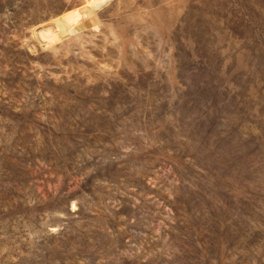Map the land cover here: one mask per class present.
I'll list each match as a JSON object with an SVG mask.
<instances>
[{"label": "rangeland", "instance_id": "1", "mask_svg": "<svg viewBox=\"0 0 264 264\" xmlns=\"http://www.w3.org/2000/svg\"><path fill=\"white\" fill-rule=\"evenodd\" d=\"M85 1L0 0V264H264V0Z\"/></svg>", "mask_w": 264, "mask_h": 264}, {"label": "bare ground", "instance_id": "2", "mask_svg": "<svg viewBox=\"0 0 264 264\" xmlns=\"http://www.w3.org/2000/svg\"><path fill=\"white\" fill-rule=\"evenodd\" d=\"M105 1H107V0H87L82 5H80L79 7L69 11L67 16H69L71 18L79 19V18L83 17L84 15H86L89 11L97 8L99 5H101Z\"/></svg>", "mask_w": 264, "mask_h": 264}]
</instances>
